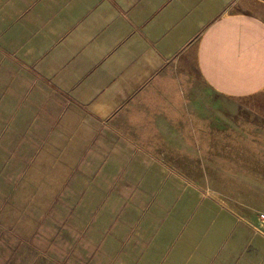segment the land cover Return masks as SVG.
Wrapping results in <instances>:
<instances>
[{"label": "rangeland", "instance_id": "374dc122", "mask_svg": "<svg viewBox=\"0 0 264 264\" xmlns=\"http://www.w3.org/2000/svg\"><path fill=\"white\" fill-rule=\"evenodd\" d=\"M9 62L0 53V264H264V118L197 79L188 100L167 82L135 113L150 126L65 174L71 160L44 142L56 95L41 80L31 95ZM171 108L189 124L176 137Z\"/></svg>", "mask_w": 264, "mask_h": 264}, {"label": "crops", "instance_id": "0c3cea01", "mask_svg": "<svg viewBox=\"0 0 264 264\" xmlns=\"http://www.w3.org/2000/svg\"><path fill=\"white\" fill-rule=\"evenodd\" d=\"M0 53L26 69L31 95L37 80L56 95L44 142L71 160L65 174L100 142L150 126L135 113L167 82L188 100L197 79L264 118V0H0ZM171 111L176 137L189 124Z\"/></svg>", "mask_w": 264, "mask_h": 264}, {"label": "built area", "instance_id": "2783aa9c", "mask_svg": "<svg viewBox=\"0 0 264 264\" xmlns=\"http://www.w3.org/2000/svg\"><path fill=\"white\" fill-rule=\"evenodd\" d=\"M263 219H264V215H263Z\"/></svg>", "mask_w": 264, "mask_h": 264}]
</instances>
